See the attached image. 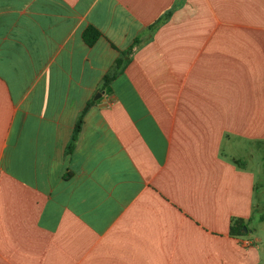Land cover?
I'll return each instance as SVG.
<instances>
[{
  "label": "crops",
  "instance_id": "obj_1",
  "mask_svg": "<svg viewBox=\"0 0 264 264\" xmlns=\"http://www.w3.org/2000/svg\"><path fill=\"white\" fill-rule=\"evenodd\" d=\"M261 178L264 0H0V264H264Z\"/></svg>",
  "mask_w": 264,
  "mask_h": 264
},
{
  "label": "trees",
  "instance_id": "obj_2",
  "mask_svg": "<svg viewBox=\"0 0 264 264\" xmlns=\"http://www.w3.org/2000/svg\"><path fill=\"white\" fill-rule=\"evenodd\" d=\"M170 11L164 13L161 17H159V19L153 23L150 28H153L154 30L156 28H158L165 20H167V18L170 16ZM84 38L86 39L87 43L89 45H92L93 42L96 40L98 34L97 32H95L93 29L89 28L87 29L85 32H84ZM139 43V39L136 38L135 41L133 42L132 46L127 49L125 52H123L121 54V57L117 60L116 64H115V71H119L121 70V67L123 65V60H124V57H128L132 54L133 52V49L138 45ZM116 73V72H115ZM114 74L109 76H105L104 78V86H107V84L110 82V80L113 78ZM88 106V105H87ZM84 112H81V114L79 115L78 119H77V122H76V125H75V128H74V131H73V135H72V138H71V141L70 143L68 144L67 146V153H69L72 149H73V145H74V142L76 140V137L80 131V128H81V124H82V117L84 115ZM262 220H264V217H262ZM243 227H245L243 225L242 222H234L233 225L230 227V235L231 236H239V235H242L241 231L243 229Z\"/></svg>",
  "mask_w": 264,
  "mask_h": 264
},
{
  "label": "rangeland",
  "instance_id": "obj_3",
  "mask_svg": "<svg viewBox=\"0 0 264 264\" xmlns=\"http://www.w3.org/2000/svg\"><path fill=\"white\" fill-rule=\"evenodd\" d=\"M256 156L258 157V153L256 154ZM263 178L258 180V187H257V192H256V199H258V197H264V192L262 191V189L264 188V182H263ZM258 201V200H257ZM260 214H264V207L261 208V211H258L255 213L254 215V219L251 221V224L249 226H247L246 228H248L247 230H252V229H257L258 225L260 224L259 222V218L261 217ZM264 217V216H263ZM244 228V227H243ZM259 234L261 235V237L263 236V232H262V227L259 229Z\"/></svg>",
  "mask_w": 264,
  "mask_h": 264
},
{
  "label": "water",
  "instance_id": "obj_4",
  "mask_svg": "<svg viewBox=\"0 0 264 264\" xmlns=\"http://www.w3.org/2000/svg\"><path fill=\"white\" fill-rule=\"evenodd\" d=\"M100 94L101 93L96 94L95 99H98L100 97ZM243 230L245 231V228H243Z\"/></svg>",
  "mask_w": 264,
  "mask_h": 264
}]
</instances>
